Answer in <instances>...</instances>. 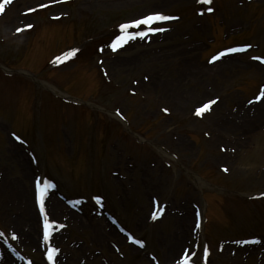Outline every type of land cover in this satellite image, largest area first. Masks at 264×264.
<instances>
[{
	"label": "rangeland",
	"instance_id": "1",
	"mask_svg": "<svg viewBox=\"0 0 264 264\" xmlns=\"http://www.w3.org/2000/svg\"><path fill=\"white\" fill-rule=\"evenodd\" d=\"M0 4V264H264V0Z\"/></svg>",
	"mask_w": 264,
	"mask_h": 264
},
{
	"label": "snow or ice",
	"instance_id": "2",
	"mask_svg": "<svg viewBox=\"0 0 264 264\" xmlns=\"http://www.w3.org/2000/svg\"><path fill=\"white\" fill-rule=\"evenodd\" d=\"M198 2H200V0H198ZM210 2V0H203V3H208ZM40 7H43V5H40ZM0 8H2V4H0ZM209 12L212 11L211 8L208 9ZM171 17H168L166 15H163L161 13H153V14H149L146 15L144 17H142L141 19L138 20H133L130 24L125 23V24H121L119 25L120 29L123 31L129 27H133L135 25H146V24H150L153 21H159V20H167L170 19ZM25 27H31L30 25L25 26ZM21 28H17V31H21ZM150 31H163V29H149ZM136 35L139 36H143L145 35V33L142 32H137ZM125 36H127L129 39L133 38L132 36H129L127 33H125ZM125 36H117L115 41H113V43L110 45V47L113 49V51L116 50V48H118L121 44V42H126L125 41ZM238 50H242V49H228L227 51L229 52H233V51H238ZM73 52H75V50H72ZM66 55H71V53H68ZM217 57H212L213 60H215ZM255 59L261 60L262 63H264V59L260 58V57H256ZM262 95H264V92H262ZM257 100L260 99V96H256L255 97ZM209 103H212L211 101ZM208 109V104H204L201 108H197L196 109V114L200 115L201 112L205 111ZM165 111H167L165 109ZM42 197H43V192L40 190L39 185H37V203L40 204L41 207V212H43V202H42ZM153 218H155V215L153 216ZM51 225L48 223L47 218H45V225H44V240L47 241L49 238V232L48 229ZM199 226V225H197ZM13 238H15V236H13ZM137 243H139V241H137ZM57 252V249L55 248H49L48 251L46 252V256L47 259L49 260V264H52L53 262V257L55 256V253ZM205 254H207V249L205 248ZM179 264H189L188 258L184 257L181 259V261L179 262Z\"/></svg>",
	"mask_w": 264,
	"mask_h": 264
},
{
	"label": "bare ground",
	"instance_id": "3",
	"mask_svg": "<svg viewBox=\"0 0 264 264\" xmlns=\"http://www.w3.org/2000/svg\"><path fill=\"white\" fill-rule=\"evenodd\" d=\"M27 205H28V203L25 200L24 208H25V211L27 213H29V209H28V206ZM32 218H33L32 216H29V219L24 222V226H26V229L24 227L23 228L25 229V231L22 229L23 230V238H24L25 242L26 243H29V244H32V242H31L32 241V239H31V233L33 232L32 230L35 227V226H31V224H32Z\"/></svg>",
	"mask_w": 264,
	"mask_h": 264
}]
</instances>
